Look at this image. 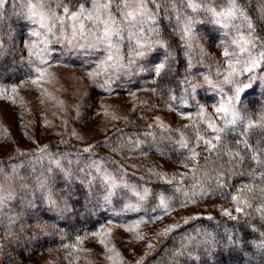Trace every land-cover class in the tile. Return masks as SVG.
Wrapping results in <instances>:
<instances>
[{
	"label": "trees",
	"instance_id": "1",
	"mask_svg": "<svg viewBox=\"0 0 264 264\" xmlns=\"http://www.w3.org/2000/svg\"><path fill=\"white\" fill-rule=\"evenodd\" d=\"M21 2L23 0H6L2 10L0 92L3 88L5 91H12L13 86L22 80L24 73H28L27 68L30 66L23 59L21 25L18 23L22 16L17 15L21 11L16 8ZM49 2L56 5L51 0ZM76 2L77 0H65L72 9H75ZM237 2L255 25L253 36L258 42L264 41V20L259 18L262 7L260 0ZM158 4L159 10L157 5H150L157 12L156 25L160 37L166 42L160 47V58L164 61L165 68L159 75L155 72L153 79H150L151 86L159 99L173 111L190 113L194 118L180 128L132 122L120 126L103 138L97 148L89 151H85L83 147L77 150L62 146L59 141L47 140L39 144L35 153L32 151L18 155L14 161L17 163V174L23 178L24 183H31L32 186H25L22 190L18 188L4 196L3 204L15 200L7 204L9 208L6 213L4 206L0 205V231L9 228H19L20 231L18 242L13 241L4 252H15L25 258L27 253L36 255L40 251L52 250L57 255L49 259L51 264H98L90 257L87 249H81L78 236L96 232L104 221L101 200L107 191L101 181L103 163L105 167L118 166L126 174L140 177L150 190L151 205L157 204L162 193L171 198V207L179 206L185 199L184 193L191 197L193 191H201L199 185L195 189L192 187L197 180L202 182L203 191L212 193L192 197L194 201L211 202V212L192 216L195 219L179 224L166 237L158 236L159 240L148 251L151 254L145 257L144 264H264V247L259 246L264 244V211L257 210L264 209V199L259 198L258 194L255 199L249 195V206L240 205L242 212L235 211L236 205L231 199L233 195H240L238 190L244 185L261 184L259 172L255 173V180L250 177V173L257 167L256 162L246 158L242 164L236 165L229 162L230 157L227 155L217 158L215 153L205 151V145L197 139V134L203 136L204 140H208V136L212 134L206 121L197 118L193 113L194 106L199 104V97L203 100L205 97L201 94L189 97L190 86L203 72L200 63L207 54L197 52L196 46L188 42V36H184L182 30L187 17H191L193 24L197 23L196 26L200 28L202 24L207 26L209 15L204 11L192 12L179 2L175 9L169 6L167 0H158ZM225 4V0H213L209 7L221 9ZM198 56L202 58L198 60ZM261 71L264 69L257 70V74ZM244 78L246 77L243 76L240 80L247 83ZM224 88L228 89L230 86L224 85ZM237 104L241 116L257 119L264 112V82L253 83L251 88L241 94ZM246 123L247 120L243 124L228 126V130L220 134V143L232 151L239 150L242 155H246V150L243 145L236 144L237 140L247 139L252 147H264V133L260 130H254L247 136L242 134ZM182 141L188 143L187 149L180 146ZM189 149H195L198 153L196 160H187L191 155ZM45 152L47 154L40 155ZM128 153L136 156L155 154L165 160L171 170L160 172L147 165L143 168L136 166L135 169L144 172L143 175L136 174L134 170H128L123 165L127 163L125 160ZM209 156L212 157V163L206 165L205 157ZM196 165L201 166L198 177L189 172ZM157 173L164 175L158 177ZM180 173L188 175L180 176ZM220 173L225 184L223 190L216 189L215 177ZM41 180L47 185L40 186V189L44 186L48 188L50 197L44 191L43 196L40 194L41 197H37L39 200L35 197L31 199L35 194L32 188L39 185ZM167 180L172 183H166ZM177 186H181L182 191H176ZM56 198L58 202L52 205L51 201ZM225 209L229 210L230 216L224 214ZM74 245L78 249L76 256L72 254V257L67 251ZM182 245L187 247L182 248ZM177 252L182 254L174 256ZM125 256V253L121 255L122 260L128 264Z\"/></svg>",
	"mask_w": 264,
	"mask_h": 264
},
{
	"label": "rangeland",
	"instance_id": "2",
	"mask_svg": "<svg viewBox=\"0 0 264 264\" xmlns=\"http://www.w3.org/2000/svg\"><path fill=\"white\" fill-rule=\"evenodd\" d=\"M35 2L36 0H23V3L21 2L16 7L21 11L17 15L22 16L18 23L21 25L23 59L30 65L27 68L28 73H24V77L13 86L12 91H5L3 88L0 92V170H2L0 171V196L3 197L18 188L22 190L25 186H32L31 183H24L23 178L17 174V163L14 161L18 155L32 153V151L35 153L39 144L44 141H59L62 146L77 150L83 147L84 150L89 151L97 148L103 138L108 137L120 126H126L132 122L139 121V124L180 128L194 118L190 113L173 111L159 99L151 86L150 79H153L155 75V66L164 62L160 58V47L166 44L160 37L156 20L144 25V30L139 34L140 47L136 46L135 41H129L125 32L118 52L112 50L113 60L108 61L109 50L106 47L72 46L73 44L93 43L94 40L91 37L85 40L77 36L72 44L67 43L72 39V31L68 26L57 25L52 33L42 32L40 37L30 35L36 26L27 20L26 16L29 4ZM91 6L90 0L86 7L91 8ZM226 7L227 4L221 8ZM48 8L54 10L57 15H62V10L56 5H51L50 2L45 11H48ZM148 8L154 12L150 4ZM116 9L117 6L114 4L113 14L120 19ZM72 10L75 11L76 8ZM234 22L238 26L242 24L241 20ZM85 23L87 29L95 31L94 25L87 21ZM196 24H192L188 42L196 46L197 52L207 55L200 63L203 72L190 86L189 97L196 94L203 95L205 100L199 97V104L194 106V115L201 119L199 113L203 108L205 121L210 118L215 121L217 127L222 128L225 121L222 116L220 118L216 116L213 107L231 96L232 90L231 88L225 89L221 84L220 86L224 89L221 93L219 88H213L205 77L214 84H220L223 81V72L227 64L222 53L225 48L238 51L236 46L231 44L238 33L236 30L225 29L222 25L214 23L211 16H209L207 26L202 24L203 29H201L202 26L199 28ZM153 27L155 31L150 30ZM239 34L247 36L248 30L241 26ZM45 40L49 41L47 45L43 43ZM45 47L47 48L46 55L41 57L32 54L40 52ZM197 58L199 60L202 57ZM41 59L46 63L41 64ZM37 68L44 73L42 78L36 71ZM90 73L92 75H89ZM244 79L247 81L246 78ZM33 80L37 82L33 84ZM238 102H235L237 111H239ZM215 135L216 133L212 131L207 139L213 140ZM43 154L47 152L40 153V155ZM126 158L127 163L123 165L128 167V170H134L136 174L143 175L144 173L142 170L135 169L136 166L143 168L147 165L160 172L171 170L169 164L155 154L147 153L136 156L128 153ZM103 166L102 163L101 176L109 174L115 177L117 182L135 186L141 192L144 188L149 189L140 177L128 175L118 166L113 165L111 168L104 166V170ZM42 185L47 184L41 180L39 185L32 188L35 194L31 199L35 197L39 200L37 197H41L40 194L44 191H46V196L50 197L47 193L48 188L44 186L42 190L40 189ZM149 197L142 202V207L138 211H122L125 204L138 203L137 198L132 196L128 190H118L117 195L109 204L102 199L104 207L102 220L104 221L96 232L78 236L81 249H87L90 257L98 264H125L121 257L123 253L126 254L124 259L128 258V264H137V261L151 250L148 248L149 243L154 245L159 240L157 233L162 229L169 225L182 224L186 218L207 214L211 212L209 209H212L211 202L193 200L186 207H181V204L174 208L171 207L170 213L163 215L161 212L151 211L155 205H151ZM55 202H58L57 198L51 201L52 205ZM7 204H2L5 213L9 208ZM2 212L4 213V210ZM152 215L162 216V219L154 223L141 224L137 230L143 236H147L144 238L146 241L135 239L136 233L126 230L133 222ZM18 229L9 228L0 231V264H51L49 259L57 255L52 250L40 251L36 255L27 253L25 258L15 252H4L13 241L18 242L19 237L17 236L20 233ZM94 233L96 235H93ZM102 239L105 244L100 243ZM76 245L67 251L72 257V254L76 256L78 249ZM110 249L115 251H109ZM116 253L119 254L118 257ZM109 256L116 257V259L111 261L108 259Z\"/></svg>",
	"mask_w": 264,
	"mask_h": 264
},
{
	"label": "snow or ice",
	"instance_id": "3",
	"mask_svg": "<svg viewBox=\"0 0 264 264\" xmlns=\"http://www.w3.org/2000/svg\"><path fill=\"white\" fill-rule=\"evenodd\" d=\"M51 2L56 3L57 8L62 10V15H57L54 10L48 8V11H45V8L49 5V0H36L35 3H30L28 6V14L26 19L29 20L34 26L30 35L35 37H40L42 32L52 33L53 29L60 26H68L72 31V39L68 40L67 43L72 44L73 40L77 39L79 36L80 39L87 40L89 37L93 38L94 42L89 44H73V47L79 46L81 48H98V47H106L109 50V55L107 56V60H113V55L111 54L112 50H116L118 52L120 41L124 38V33H127V38L129 41H135L137 47L141 46V38L139 34L144 30V25L149 22H154L157 17V12H153L148 8L149 4L157 5V9L159 10L158 0H91V8L86 7V4L89 0H77L75 8L73 11L71 7L65 0H51ZM170 7L175 9L176 3L179 2L186 9H191L192 12L204 11L206 14L211 16L212 20L216 24L222 25L223 28L228 29L231 28L236 30L238 36L231 41V44L235 45L238 51L232 50L230 51L228 48H225L222 55L225 58L227 68L223 72V81L220 84H214L211 80H208L205 77V80L212 84L213 88H219V91L223 93L224 89L221 84L229 85L232 90V95L227 97L226 100H222L218 105L213 107V112L216 114L218 118L221 116L225 121V127L220 128L217 127L215 121L210 118L206 119L207 128L211 129L216 135L213 140H204L203 136L197 134V139L202 141L205 145V151L210 153H215L217 158L223 155H227L230 157L229 162L234 163L236 165H240L244 162V160L251 159L256 162L257 167L250 173L251 179H256V172L260 173L259 179L261 184L251 185L246 184L241 189H239L240 195H233L231 197L233 203L236 205L235 211L242 212L244 207H248L247 197L249 195L252 198H257V194L259 198L264 199V147L256 146L252 147L249 144L247 139L237 140V145H243L246 150V155H242L239 150L232 151L231 149H227V146L220 143L222 141L221 133H225L228 130V126H236L237 124H243L245 120H247L246 126L243 128V135L247 136L250 132L254 130H260L264 133V112H262L257 119L253 120L251 118H246L241 116L239 111H237L235 107V102L241 99V94L253 86V83L260 81L264 82V71H261L257 74V70L264 69V41H257V39L253 36L255 25L251 18L247 15L243 8L240 7L237 0H225L227 7L221 8L217 10L216 7H209L213 0H167ZM262 7L260 11V19L264 20V0H260ZM6 4V0H0V19L3 18L2 10L4 9ZM117 6V12L119 14L120 19H117L113 14L112 6ZM241 20L242 24L237 25L234 21ZM90 22L95 26V31L86 28L85 22ZM180 22V18L178 17V23ZM193 20L191 17L186 18V23L184 24V28L182 30L184 36H189L192 31ZM243 26L248 30V35H240L239 28ZM37 28L39 30H37ZM151 31H155L156 29L153 27L150 29ZM48 40L43 41L45 45L48 44ZM0 54H2V45H0ZM33 55L44 56L47 54V48L40 50L38 53H32ZM141 54L142 53H138ZM41 64L46 63L45 60H40ZM165 68L164 63H159L155 66L156 74H160L161 70ZM36 71L40 74L42 78L44 73L40 71L39 68ZM220 73H218L219 75ZM89 75H92L91 73ZM246 76L247 83L242 82L239 77ZM37 81L33 80L32 83L35 84ZM196 87V86H193ZM200 117L202 120H205V111L201 108ZM233 130H235L233 128ZM180 146L182 148L187 149L188 143L181 142ZM88 151V149H85ZM191 155L187 157V160L194 161L196 160L198 153L195 149H189ZM250 153V155H247ZM212 163V157H205V164L209 165ZM187 167V164L184 165ZM200 165L194 166L192 169H189V172L193 173L194 176H199ZM2 171V170H0ZM97 171L100 169L97 167ZM164 174L157 173L158 177H161ZM180 176H187L188 173H180ZM207 176V173H205ZM175 179V175L173 176ZM216 180V189L223 190L225 184L222 180V173L217 174L215 177ZM102 181L105 185L107 194L104 196V201L106 204L112 202V198L117 195L118 190L124 189L131 192L132 196L136 197L138 203L133 204H125L122 211H138L142 207V202H144L150 195V191L147 188H144L143 191H139L135 188V186H131L127 183L117 182L115 177H112L109 174H105L102 176ZM166 183L171 184V180L165 181ZM200 186L201 191L196 192L193 191L191 197L188 193H184L185 199L181 202V207H186L187 204L192 203V197L197 195H210L212 193L203 191V184L200 180H197L196 183L192 185L193 189ZM176 191H182L181 186L176 187ZM9 198H11V194H9ZM4 197L0 196V205L3 204ZM171 198L165 197L162 193L159 195V203L155 205V207L151 210L153 213L161 212L163 215H168L171 211ZM258 211H264V209H257ZM225 215H231L228 209L224 210ZM235 219V217H232ZM162 219V216L152 215L149 216L148 219H144L143 217L133 222L131 226H128L126 230L136 233L134 236L135 239L142 240L144 236L137 232L141 224L155 222L156 220ZM195 219V217H188L185 219V223L188 220ZM179 225H169L168 227L162 229L157 233V236L166 237L170 233L173 232L175 228H178ZM93 235H96L95 233ZM79 240V238H78ZM100 243L105 244V241L102 239ZM260 247H264V244L259 245ZM74 247V246H73ZM155 245L149 243L148 248L153 249ZM187 245H182V248H186ZM109 251H115L114 249H110ZM151 253H145V257L150 255ZM182 252L174 253V256L181 255ZM119 254L116 253V257ZM116 257L109 256L108 259L114 261ZM145 257H142L137 261V264H144ZM126 264V262H125Z\"/></svg>",
	"mask_w": 264,
	"mask_h": 264
}]
</instances>
